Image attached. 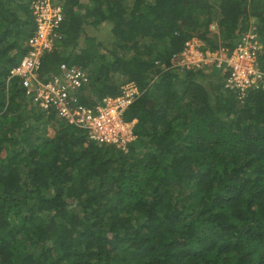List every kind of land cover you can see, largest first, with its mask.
I'll return each mask as SVG.
<instances>
[{
    "label": "trees",
    "instance_id": "16d2710c",
    "mask_svg": "<svg viewBox=\"0 0 264 264\" xmlns=\"http://www.w3.org/2000/svg\"><path fill=\"white\" fill-rule=\"evenodd\" d=\"M30 1L0 0V264H264V86L240 98L228 68L172 66L188 40L211 55L254 25L264 70V0H61L39 76L84 68L90 106L134 83L126 151L7 78ZM104 23L109 46L87 33Z\"/></svg>",
    "mask_w": 264,
    "mask_h": 264
},
{
    "label": "built area",
    "instance_id": "2783aa9c",
    "mask_svg": "<svg viewBox=\"0 0 264 264\" xmlns=\"http://www.w3.org/2000/svg\"><path fill=\"white\" fill-rule=\"evenodd\" d=\"M30 10L34 30L25 41L26 51L10 69L7 78H19L27 97L46 111L53 110L66 123L86 130L89 139L126 151L128 144L136 139L133 129L136 119L127 120L124 115L142 91L134 83L126 82L120 86L117 95L103 96L90 106L82 103L79 96L80 89L90 82V75L84 68L60 63L58 74L47 80L41 79L42 56L61 38L58 28L65 13L61 0H31ZM202 45L197 38L188 40L184 50L173 55L172 66L180 70L204 64L228 68L224 87L239 90L240 98L247 89L264 86V70L257 59L259 44L254 25L236 40L231 50L220 48L205 55Z\"/></svg>",
    "mask_w": 264,
    "mask_h": 264
},
{
    "label": "rangeland",
    "instance_id": "374dc122",
    "mask_svg": "<svg viewBox=\"0 0 264 264\" xmlns=\"http://www.w3.org/2000/svg\"><path fill=\"white\" fill-rule=\"evenodd\" d=\"M87 33L90 36H96L98 41H102L103 45L109 46L111 44V38H109V25L104 23L98 28H87Z\"/></svg>",
    "mask_w": 264,
    "mask_h": 264
}]
</instances>
